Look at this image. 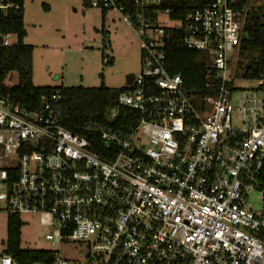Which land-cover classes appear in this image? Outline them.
<instances>
[{
	"label": "built area",
	"instance_id": "obj_1",
	"mask_svg": "<svg viewBox=\"0 0 264 264\" xmlns=\"http://www.w3.org/2000/svg\"><path fill=\"white\" fill-rule=\"evenodd\" d=\"M162 2L89 0L119 14L142 55L110 112L113 121L125 111L127 123L88 130L106 156L64 125L59 92L31 108L0 90V213L50 219L48 247L38 250L51 253L50 264H264V65L263 96L242 94L237 129L232 83L249 37L235 0H215L172 27L204 55L207 94L168 70L166 13L154 10ZM19 9L0 0L3 16ZM13 37L0 35V49ZM0 264L19 262L5 252Z\"/></svg>",
	"mask_w": 264,
	"mask_h": 264
},
{
	"label": "rangeland",
	"instance_id": "obj_2",
	"mask_svg": "<svg viewBox=\"0 0 264 264\" xmlns=\"http://www.w3.org/2000/svg\"><path fill=\"white\" fill-rule=\"evenodd\" d=\"M24 9L25 44L35 48L34 86L53 87L64 82L67 87L99 88L104 85L123 89L128 85V76L140 74L142 55L134 32L120 21L118 29L111 31L112 49H105L103 43L110 40L109 34L103 32L100 15L88 12L92 9L86 6V0H24ZM254 14L264 15V0H247L244 20L248 23ZM161 20L165 27L176 26L169 21L168 14H162ZM11 42L16 44L17 37ZM258 54L259 51H252L244 55L241 68L251 66ZM105 57L113 58V62L105 64ZM18 84V74H9L5 85ZM233 84L237 89L232 98L233 126L241 129L243 117L238 108L242 94L246 92L251 97L262 98V81L247 80L238 75ZM198 100L193 98L194 102ZM108 120H112L111 113ZM21 221V248L47 249L45 235L50 231V219L42 215H23ZM7 223L8 214L0 213V255L6 252Z\"/></svg>",
	"mask_w": 264,
	"mask_h": 264
},
{
	"label": "trees",
	"instance_id": "obj_3",
	"mask_svg": "<svg viewBox=\"0 0 264 264\" xmlns=\"http://www.w3.org/2000/svg\"><path fill=\"white\" fill-rule=\"evenodd\" d=\"M20 6L17 11H10L7 16L0 14V35H14L17 43L8 48L0 49V90L4 96L12 101L27 105L31 108H40L44 101L53 93L61 94V113L64 125L71 131L85 137L93 149L101 156L105 145L98 134L88 130L97 125L126 124V112L123 111L113 121L108 120V115L117 106V101L123 89H111L104 85L99 88L85 87H36L33 84V55L35 48L25 44L27 32L24 24V0H15ZM133 0H121L125 6L131 7ZM215 0H163L154 10L166 13L169 21L178 23L184 20L186 14L196 9L204 8ZM89 0H86V6ZM247 0H235L233 5L238 14L244 17ZM47 10V8H46ZM158 15H152V20H157ZM166 56L168 70L172 75L183 78L187 90L207 94L204 90L207 64L204 55L199 51L185 48L182 44V33L179 28L164 27ZM244 31L248 41H244L237 62L236 77L241 75L247 80H260L264 65V15L254 14L250 21L244 20ZM105 49L110 47L104 41ZM252 51H259L258 57L251 66L242 67L241 58ZM112 63V62H111ZM17 73L19 84L6 86L5 81L9 74ZM103 77V76H102ZM233 85V83H232ZM23 223L19 216H8L7 247L6 253L14 257L19 264H35L45 262L50 264L51 253L22 249L21 230Z\"/></svg>",
	"mask_w": 264,
	"mask_h": 264
},
{
	"label": "crops",
	"instance_id": "obj_4",
	"mask_svg": "<svg viewBox=\"0 0 264 264\" xmlns=\"http://www.w3.org/2000/svg\"><path fill=\"white\" fill-rule=\"evenodd\" d=\"M88 7L92 9V10H88V12H96V13H98L100 15V24H101V26L103 28V32H107L109 34V38H110V40L108 41L110 43V47L107 48V49H112V43H111V41H112L111 34L112 33H111V31L114 30V29L117 30L118 27L121 25L120 24V21H121L120 20V16L117 13L112 12V11H105V10L92 8L90 5H88ZM47 10L50 11V9H47ZM24 16H25V14H24ZM106 30H108V31H106ZM111 59H112V62H113V58H111ZM61 86L68 88L67 86L64 85V82H62L61 85H56V86H53V87H61Z\"/></svg>",
	"mask_w": 264,
	"mask_h": 264
},
{
	"label": "water",
	"instance_id": "obj_5",
	"mask_svg": "<svg viewBox=\"0 0 264 264\" xmlns=\"http://www.w3.org/2000/svg\"><path fill=\"white\" fill-rule=\"evenodd\" d=\"M132 79H133V75L128 76V83H130ZM194 94H196V92H194Z\"/></svg>",
	"mask_w": 264,
	"mask_h": 264
}]
</instances>
